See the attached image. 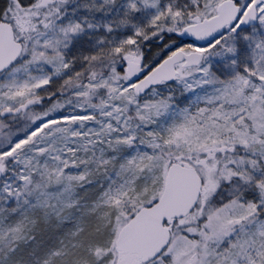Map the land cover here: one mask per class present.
Returning a JSON list of instances; mask_svg holds the SVG:
<instances>
[{
    "label": "rangeland",
    "instance_id": "1",
    "mask_svg": "<svg viewBox=\"0 0 264 264\" xmlns=\"http://www.w3.org/2000/svg\"><path fill=\"white\" fill-rule=\"evenodd\" d=\"M220 1L69 0L24 41L0 73V264H25L12 259L39 225L64 229L32 264H63L83 216L95 224L94 263L129 264L114 239L159 197L169 160L224 150L199 164L196 208L147 264H264V5L254 26L204 48L167 38L165 55H203L171 83L137 96L124 74V58L147 72L161 60L142 50L149 39L211 17ZM236 1L241 15L252 0Z\"/></svg>",
    "mask_w": 264,
    "mask_h": 264
},
{
    "label": "water",
    "instance_id": "2",
    "mask_svg": "<svg viewBox=\"0 0 264 264\" xmlns=\"http://www.w3.org/2000/svg\"><path fill=\"white\" fill-rule=\"evenodd\" d=\"M264 0H253L240 16L239 6L233 0L221 1L215 14L206 19L174 31L173 35L181 40L191 41L198 47H205L219 38L224 29L235 24L237 32L256 24L257 7ZM21 54V45L14 42L11 28L0 23V72L11 66ZM200 52L184 53L176 50L142 75V63L127 57L124 61L125 76L135 82L134 93L144 94L148 89L161 83L175 80V65L196 67L201 63ZM18 110L2 111V116L17 114ZM201 179L194 167L182 165L174 160L169 163L164 176L163 188L156 201L141 207L117 233L115 249L121 254H133L136 260L148 262L157 258L170 241V231L166 223L187 216L195 208L201 191Z\"/></svg>",
    "mask_w": 264,
    "mask_h": 264
},
{
    "label": "trees",
    "instance_id": "3",
    "mask_svg": "<svg viewBox=\"0 0 264 264\" xmlns=\"http://www.w3.org/2000/svg\"><path fill=\"white\" fill-rule=\"evenodd\" d=\"M237 2V1H236ZM161 35H155L154 38L149 39L146 43L147 45H143L142 50L143 51H150L152 50V52H155V60L159 61L160 59H162L165 54L169 51V50H165L163 47V43L165 40H167V38L171 37L174 39V37L172 36V34L169 33H161ZM168 44V43H167ZM94 184V183H93ZM96 187L97 185L94 184ZM93 187V186H92ZM79 189V192H85L84 190H87L90 188V186L85 187ZM92 190V189H91ZM89 190V191H91ZM97 191V190H96ZM87 193V192H86ZM82 197V196H81ZM79 197L80 202L84 203L87 199L86 196L83 195V197L81 198ZM83 206V204H80ZM81 231H78V233L76 234L75 238V247L71 248L68 252H66V256L65 259L63 260V264H95L94 261L92 260V258L89 255V249L96 244L97 242H94L96 237L93 234V226L94 224V220L93 219H89L85 216H83L81 218ZM47 228L41 229L40 225L37 227V229L35 230V234L33 237V240L29 243H27L22 249H19L18 255H16L12 261H17L18 259L23 261L25 264H32L31 260L34 259H40V257L42 258V254L43 252L49 251L50 249H53L54 246V242H52L54 236H56V233H60L61 230L64 229H59L57 227H53V226H49ZM27 254H29V256H27ZM22 255V256H21ZM57 260V259H55Z\"/></svg>",
    "mask_w": 264,
    "mask_h": 264
},
{
    "label": "flooded vegetation",
    "instance_id": "4",
    "mask_svg": "<svg viewBox=\"0 0 264 264\" xmlns=\"http://www.w3.org/2000/svg\"><path fill=\"white\" fill-rule=\"evenodd\" d=\"M69 0H0V22L11 26L13 37L22 46L25 40H30L40 34L47 14H59ZM34 106L32 103H29ZM206 153V152H205ZM213 159L206 157L205 163ZM200 167V165H198Z\"/></svg>",
    "mask_w": 264,
    "mask_h": 264
}]
</instances>
